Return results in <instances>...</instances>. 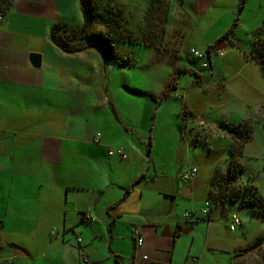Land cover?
<instances>
[{"label":"crops","instance_id":"0c3cea01","mask_svg":"<svg viewBox=\"0 0 264 264\" xmlns=\"http://www.w3.org/2000/svg\"><path fill=\"white\" fill-rule=\"evenodd\" d=\"M119 1L133 14L132 30L142 4ZM198 3L190 10L209 7ZM0 13V264H226L228 253L230 264H240L237 241L212 233L214 181L224 172L210 154L223 140L231 157L230 128L242 122L224 117L219 125L205 112L207 93H219L222 105L238 102L229 101L239 93L229 83L239 80L264 107V67L252 53L223 48L213 61L211 50V73L187 69L165 95L170 81L124 89L112 77L127 64L111 68L101 48L85 41L81 51L66 52L49 36L57 25L83 24L80 0H0ZM173 40V54L138 43L168 60L170 80L172 61L179 66L182 58ZM224 41L238 43L232 35ZM185 75L192 80L184 87ZM230 108L240 121L248 116L246 102ZM191 167L198 174L186 181ZM236 215L228 216L231 231L241 223L231 229Z\"/></svg>","mask_w":264,"mask_h":264},{"label":"rangeland","instance_id":"374dc122","mask_svg":"<svg viewBox=\"0 0 264 264\" xmlns=\"http://www.w3.org/2000/svg\"><path fill=\"white\" fill-rule=\"evenodd\" d=\"M97 1L100 3L98 9L100 11H104L106 8L117 11L118 5H120L126 10V13L124 10L125 16L127 15L128 18L133 16L130 9H127L119 0ZM132 1L136 5L142 4L141 9L145 11L141 20L137 21L135 28L132 29L134 34L142 37L143 42L154 43L160 51H163L161 54H168L169 49L173 51L172 49L176 48L173 40L175 39L182 57L177 64L184 65L186 69L200 71L206 75L211 73V68H203L201 66L203 60L195 59L187 47H195L206 52L207 47L214 45L219 37L231 27L233 28L231 35L236 38L238 43L235 45L227 43L224 47L225 50L241 49L248 54L251 51L264 52V35L258 36L255 33L258 27L264 25V0H206L209 7L201 9L197 13L191 10H194L196 6L199 8L198 0H150L147 9L145 4L148 0ZM137 9L140 10L139 7ZM96 18H93L88 30L92 32L107 31V26ZM235 23L236 25H234ZM175 32L177 34L172 35ZM117 49L124 56H129L130 61L125 66V71L122 70L124 67L116 69L117 75L112 77L113 86L120 85L124 88L127 85L129 88L145 90L150 86L165 87L170 81L168 60H156L151 57V54H156V49L129 43H119ZM215 51L216 49H212L211 52L213 61H215ZM221 51L223 54L224 50ZM170 54L173 53L170 52ZM102 62L110 64L111 68L116 66L114 62L108 63L105 59ZM122 72L127 74L123 75ZM217 79L219 80V76ZM191 80V76H183L182 86H189ZM248 86L249 83L245 84L240 80L235 83L231 81L229 91L239 93L230 94L229 101L237 97L238 102L228 105L221 104L224 99L219 93H207L206 101L212 105L207 107L205 112L210 116L209 121L220 125L224 117H227L228 120L237 124L242 122L240 128L238 127L240 134L235 148L237 150L243 148L242 154L236 158V166L231 169L229 164L232 162V155L230 157L229 150L224 152L225 141H218L219 147L210 154V158L213 153L216 158L219 157L218 163L224 172L218 176L217 184L214 185L213 196L216 197V204L213 208L212 224L215 228L212 233H217L221 240L231 238L232 241L235 239L233 242L237 241L238 252L243 254L239 255L240 264H264V122L259 119V113L255 112L262 108L264 117V107H261L258 96L254 92L248 95L250 87H253ZM126 91L132 93L130 90ZM140 97V99L147 98L146 96ZM242 101L248 104V116L245 120L240 121L238 113H235L236 109L231 110L230 107L237 103L242 104ZM238 111L240 112V110ZM199 151H202L200 146ZM239 164L244 165L243 169L239 170ZM208 169L209 167L203 171L205 176ZM233 213H237L241 223L236 230L231 231L228 226V216ZM205 222L207 224L206 234L208 221ZM241 247L247 248V250L240 252ZM218 254L221 253L218 252ZM227 256L228 259L225 260V263L230 264L232 253H228Z\"/></svg>","mask_w":264,"mask_h":264},{"label":"trees","instance_id":"16d2710c","mask_svg":"<svg viewBox=\"0 0 264 264\" xmlns=\"http://www.w3.org/2000/svg\"><path fill=\"white\" fill-rule=\"evenodd\" d=\"M80 5L84 16V22L80 27L69 29L65 25H57L50 30L49 33L50 38L52 39V41H54L56 45H58L64 51L71 53L81 51L87 46L86 45L81 46L79 41H85L87 43L89 42L90 45L100 47L107 61L110 60L118 65H124L130 61V58L124 56L122 53L118 51L117 45L119 43H129V44L144 43L146 45H151V46L154 45V43L152 42H148V41L143 42L141 39L142 37L140 38L139 36H136L134 34V31L128 28L127 24L130 21L127 15L125 16L124 14L125 8L123 6L121 7L120 5H118V10L117 11L114 10L115 11L114 12L113 9L111 10L108 8H106L104 11L98 10L100 7V3L97 0H80ZM92 17L93 18L97 17L96 19H99L100 22L104 23L107 26L108 30L107 31L101 30L95 32L89 31L88 29L93 20ZM234 25H236V23ZM232 31L233 28L231 27L226 32H224V34L219 38L218 41L226 40L231 35ZM255 33L258 36L264 35V26L262 25L259 28H257L255 30ZM213 46L214 45H210L205 52L206 57L210 61H211L210 52ZM251 53L252 56H254L255 59L258 62H260L264 67V52L260 51L259 53L258 52L255 53V51L253 52L251 51ZM186 70L187 69L181 66H177L175 62L172 63V71H171L172 78L164 92V95L176 87L177 79L180 73ZM194 74L197 75L195 72ZM230 129L234 134H236V138L231 149L232 168H234L236 166V158H238L242 154L243 148H240V150H237L235 148L238 135L240 134V132L238 131V127H232ZM248 132L250 133V131ZM245 140L247 141L246 136H245ZM239 165H240L239 170L243 169L244 165L243 164H239ZM217 178L218 176H216L215 178L214 185L217 184Z\"/></svg>","mask_w":264,"mask_h":264},{"label":"built area","instance_id":"2783aa9c","mask_svg":"<svg viewBox=\"0 0 264 264\" xmlns=\"http://www.w3.org/2000/svg\"><path fill=\"white\" fill-rule=\"evenodd\" d=\"M3 18H4L3 14L0 13V20H2ZM190 51H191V53H192V55H193V57L195 59H202L203 60V62L201 64V66L203 68L211 67V61L206 57V53L205 52H202V51H200L199 49H196V48H192ZM220 51L221 50H219V52ZM220 53H222V51ZM177 97H180V95L177 94ZM110 152L114 153L113 150H111ZM116 153H119V154L122 155V150L118 149L116 151ZM197 174H198V168L197 167H191V168H189L188 170H186L183 173V178L186 181H192L197 176ZM204 211H206V209ZM186 215H189V213H186ZM238 223H240V218L236 215V216L233 217V222H232V225H231V229H235L236 224H238ZM136 242H137L138 247H141L144 244V242H145V238L142 235L138 234V236L136 238ZM143 258L147 259L148 256L144 255Z\"/></svg>","mask_w":264,"mask_h":264},{"label":"water","instance_id":"95a60500","mask_svg":"<svg viewBox=\"0 0 264 264\" xmlns=\"http://www.w3.org/2000/svg\"><path fill=\"white\" fill-rule=\"evenodd\" d=\"M225 46H226V42L224 40H221L214 45V49L222 50ZM31 58H32V62L35 66H40V64H41V55L40 54L32 53Z\"/></svg>","mask_w":264,"mask_h":264}]
</instances>
